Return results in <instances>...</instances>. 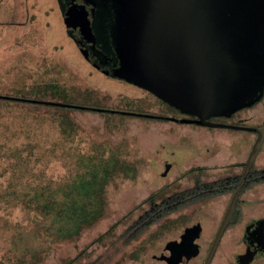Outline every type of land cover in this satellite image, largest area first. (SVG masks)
Wrapping results in <instances>:
<instances>
[{
    "label": "rangeland",
    "instance_id": "rangeland-1",
    "mask_svg": "<svg viewBox=\"0 0 264 264\" xmlns=\"http://www.w3.org/2000/svg\"><path fill=\"white\" fill-rule=\"evenodd\" d=\"M58 5L0 0V264H157L155 255L197 206L173 211L133 237L130 226L149 196L159 202L196 179L239 173L254 133L163 118L175 115L164 100L86 64ZM90 154L118 155L132 167L108 185L104 217L70 241L49 243L20 201L49 179L81 170ZM254 165L264 166V143ZM243 194L263 197L264 185ZM230 196L203 204L206 218L217 220ZM210 230L206 225L204 235Z\"/></svg>",
    "mask_w": 264,
    "mask_h": 264
},
{
    "label": "water",
    "instance_id": "water-1",
    "mask_svg": "<svg viewBox=\"0 0 264 264\" xmlns=\"http://www.w3.org/2000/svg\"><path fill=\"white\" fill-rule=\"evenodd\" d=\"M114 1L122 4L125 12L123 21L117 23V11L111 7L103 29L105 47L113 48L119 61L114 75H119L124 65L122 74L130 82L178 108L183 104V109L198 116L170 119L257 132L207 262L231 220L246 174L264 141V122L260 127L234 126L207 118L230 115L264 94V0ZM66 8L63 16L67 20Z\"/></svg>",
    "mask_w": 264,
    "mask_h": 264
},
{
    "label": "flooded vegetation",
    "instance_id": "flooded-vegetation-1",
    "mask_svg": "<svg viewBox=\"0 0 264 264\" xmlns=\"http://www.w3.org/2000/svg\"><path fill=\"white\" fill-rule=\"evenodd\" d=\"M58 2H62V5L66 3V7H69L66 8L69 9V13L67 20L64 19V22L66 28L72 34L80 54H82L86 60L97 70H105L104 73L107 75L109 74L115 78L130 82L127 77L122 74L124 65H122V70L119 75L113 74V71L117 69L116 63L118 64L119 61L113 49H110V51L109 49H106L105 45L107 39L103 33L106 20L108 19L109 14H111V7H115L117 11L118 15L116 22L120 23L123 21L125 17L123 5L118 4V2L114 0H58ZM227 51L228 49L225 50V53ZM85 53H87V57L85 56ZM105 64L107 67L103 68L102 66ZM130 83L154 94L155 96H158L143 86L132 82ZM165 102L173 109L175 115H166L163 117L161 114H153L154 117L157 116L168 119L172 117L178 119L198 118L196 114L183 109L185 108L183 104L180 105L181 108H178L167 101ZM254 109L264 112V94L261 95L251 105L236 109L230 115H212L207 118V120L211 122L232 124L234 126L260 127L263 125L264 117H262L263 115L261 114H257V111H254ZM249 120H253V122H251L252 124L247 123ZM256 120L262 121L257 122ZM228 128L241 129L239 127ZM248 131L253 132L254 137L256 138V131ZM256 157L248 173L246 174L245 181L242 184L239 197L235 203L234 211L231 215V220L228 221L209 260L206 262L214 237L221 225L232 194L236 188L233 191L228 192L231 194V196L227 204L220 212L217 220L206 218V216L210 214V211L204 210L205 206L203 204L218 195L213 197H199L196 201L185 205V208H188L189 206L193 208V206L196 205L197 212L194 213L195 215L193 219H190L191 215H193L191 214L187 215L189 218L185 217V222L181 221L178 235L169 239L161 248V252L155 255V257L158 259L157 264H264V196L247 197L243 194L244 191L248 189H253L257 186L264 185V179L260 181H246L249 173L253 179L255 177L254 171L264 169V166L257 167L254 165ZM245 162L242 164V169L239 173L228 176L240 175L241 177ZM200 214L202 219L200 218ZM206 220H208L207 223ZM206 225L211 227V230L207 236L204 235L203 232Z\"/></svg>",
    "mask_w": 264,
    "mask_h": 264
},
{
    "label": "trees",
    "instance_id": "trees-1",
    "mask_svg": "<svg viewBox=\"0 0 264 264\" xmlns=\"http://www.w3.org/2000/svg\"><path fill=\"white\" fill-rule=\"evenodd\" d=\"M62 4V2H59L58 7L61 8L64 20L63 11L67 4ZM66 32L75 45L76 53L80 54L74 38L67 28ZM80 55L90 68L97 70L82 54ZM101 63L104 64L103 62ZM102 67L105 68L107 66L105 64ZM98 71L106 76L113 77L100 69ZM106 110L108 109L103 111ZM86 158L88 159L87 164L82 166L81 170L68 173L66 178L54 182L49 179L48 182L38 186L29 198L21 199L20 201L22 208L33 214L34 221L38 220V222L35 221L38 231L40 233L44 231L46 235L48 234L49 243L70 241L72 238L78 237L83 229L94 225L104 217L108 213V202L106 199L108 185L119 174L125 173V170L132 167L126 162L124 165L118 155L90 154ZM254 173L255 177L252 179L249 173L246 181L264 179V169L256 170ZM239 178L240 175L221 177L210 181L196 179L191 187L166 196L159 202H156L153 199V195H150L149 207L130 226V230H133L132 236L137 237L139 233L167 214L196 201L199 197H213L233 191Z\"/></svg>",
    "mask_w": 264,
    "mask_h": 264
},
{
    "label": "crops",
    "instance_id": "crops-1",
    "mask_svg": "<svg viewBox=\"0 0 264 264\" xmlns=\"http://www.w3.org/2000/svg\"><path fill=\"white\" fill-rule=\"evenodd\" d=\"M250 145V144H249Z\"/></svg>",
    "mask_w": 264,
    "mask_h": 264
}]
</instances>
